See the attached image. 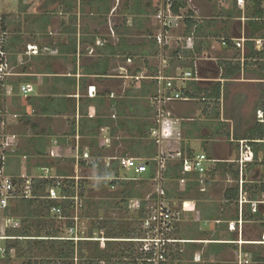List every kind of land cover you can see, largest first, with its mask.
I'll return each instance as SVG.
<instances>
[{"label":"crops","instance_id":"crops-1","mask_svg":"<svg viewBox=\"0 0 264 264\" xmlns=\"http://www.w3.org/2000/svg\"><path fill=\"white\" fill-rule=\"evenodd\" d=\"M23 3L34 4V43L25 44L22 33L10 42L17 69L10 82L28 84L31 92L3 98L10 116L0 122V133L8 131L17 140L7 175L19 185L28 177L33 187L45 180V171L68 178L76 174L77 157L88 151L104 165L111 163L112 169H103L107 174L117 172L115 159L145 161L148 184L155 159L164 153L169 157L164 201L179 214L180 229L174 258L168 259L173 264H239L241 256L250 264L264 261V162L258 161L264 160V143L253 142L264 139L251 135L255 125L264 128L258 121L264 111V48L258 45L264 39V0H176L174 12L191 18L173 28L164 50L155 39L161 0ZM38 46L55 54L26 55ZM236 67L238 74L225 77ZM188 72L199 80L175 84L191 99L168 106L179 121L181 140L159 147L151 133L165 83L157 77ZM240 141L253 142L247 167L239 164ZM200 154L209 159L205 176L184 173L183 160ZM170 183L177 186L168 188ZM96 235L92 241H109ZM5 241L0 239L1 247Z\"/></svg>","mask_w":264,"mask_h":264},{"label":"built area","instance_id":"built-area-1","mask_svg":"<svg viewBox=\"0 0 264 264\" xmlns=\"http://www.w3.org/2000/svg\"><path fill=\"white\" fill-rule=\"evenodd\" d=\"M191 3V0H186ZM161 6L156 15L157 22L160 27V31L156 36L158 45L164 50L169 44L170 33L174 27L180 22L190 16L182 14H176L174 12V6L176 0H161ZM5 32L0 33V92H4V96L0 93V122L10 116L9 108L3 105V98L13 97L16 95L27 97L30 92V86L28 84H21L16 91V88L11 84L10 79L16 76L15 68L12 66L10 54L7 51V38H5ZM98 46H103L104 42H97ZM260 48H264V39L258 41ZM54 51L47 47H32L26 52L28 57L41 55H54ZM162 60L167 64L165 53L162 54ZM22 63L25 61L22 59ZM186 79L198 81L199 78L194 76L191 72L186 73L183 77L166 79L163 75L157 77V80L165 83L159 91V95L156 101L160 105L158 108V119L157 128L152 130L151 136L154 142L161 147L164 143L170 141L181 140V129L179 121L173 118V115L169 109V105L176 101H189L191 98L187 95L186 91L178 90L176 82L184 81ZM258 121L264 125V111L258 115ZM3 123V122H2ZM258 143H264L262 141H253ZM248 141H240L241 145V156L239 164L242 167H247L249 163L248 156L252 153V147ZM17 147L16 136H8L0 140V213H3L5 209L11 204V202L17 198L29 199L32 196L33 180L28 177H23L21 183H17L12 177L7 175V164L10 155L15 152ZM168 156L161 153L155 159L156 171L153 177L152 183L155 186V193L149 197H145V216L141 221V228L144 232V236L135 239L121 240L123 242H132L139 244L138 250L142 254V259L139 264H166L168 262V256L170 248L178 243L173 237L175 225L178 222L179 214L176 213L169 205L166 204L164 199L166 198L165 178L164 172ZM117 162V172L112 170L108 175H96L95 171L100 168L112 169L111 163L107 165L103 164L102 160L95 158L88 151L80 154L77 157L76 175L68 178L61 177H49L47 171H45V180L51 183L49 193V199L52 201H72L73 202V220L74 226L69 229L68 236L59 238L60 240H69L78 243L83 240H90L85 237H79L77 229L79 227V214L83 210H86V197L81 195L80 182L86 181H101L110 182L112 184L111 190L117 189V186L113 182H125V183H138L143 182V176L148 174L149 165L143 160L131 157H123L115 159ZM259 162H264L262 158L258 159ZM209 162L208 157L205 154L196 155L193 158H187L183 160V172L184 173H197L200 176H205L208 171L207 163ZM102 163V167H100ZM74 181V196L68 197L62 190L67 187L66 181ZM203 184V180L201 181ZM23 188L25 192L22 193ZM203 192L206 189H202ZM155 196V197H154ZM129 208L133 209L135 213H138L143 208V201L140 199H133L130 201ZM253 211H257V207L254 206ZM51 214L61 219L62 210L60 207H54L51 209ZM3 224L6 228H19L20 223L11 219H3ZM2 240H10L17 238H10L7 236H0ZM23 239V238H19ZM93 240V239H92ZM1 256L4 257L5 248L0 246ZM14 253V252H13ZM242 255V254H241ZM245 257L241 256L239 264H250Z\"/></svg>","mask_w":264,"mask_h":264},{"label":"trees","instance_id":"trees-1","mask_svg":"<svg viewBox=\"0 0 264 264\" xmlns=\"http://www.w3.org/2000/svg\"><path fill=\"white\" fill-rule=\"evenodd\" d=\"M6 31L4 18H0V33ZM8 53L11 49L6 48ZM240 72L238 67L234 70H230L229 74H225V77H231ZM21 81L12 82L14 88H17ZM4 96V92H0ZM220 88L216 89L215 96L220 95ZM5 98V97H4ZM260 108H264V99L261 100ZM252 137H259L264 139V128L259 125H255L254 131L251 134ZM100 163V167H102ZM258 165L257 163H255ZM98 169L94 174L96 175H108V171ZM179 176L177 175V178ZM17 183L20 180H15ZM67 187H64L62 193L68 197L74 196L75 182L66 181ZM145 181L141 184L145 185ZM88 182H80L81 195L87 189ZM114 185L120 189L119 195L122 198V203L128 206V202L133 199H140L143 201V208L137 214V222L134 228L120 226L119 224L112 223L107 225L106 223L101 225L96 222V226L87 233L85 238L88 241H79L75 243L69 240H60L64 238L65 229H70L74 226L73 220V202L70 201H52L49 199L48 190L51 183L46 180H38L33 187L32 196L29 199L17 198L11 202L7 209L3 213H0V228L3 219H20L19 228L6 229V236L10 239L4 243L5 254L4 257L0 253V264L2 260H5L7 264H11L13 260H25V264H139V261L143 258L140 254L137 244L130 242H112L110 240H125L135 239L144 236V232L141 228V221L145 216V196L142 197L138 191H136V183L125 182H113ZM112 184L110 182H101L99 184L100 189L109 192ZM236 196L238 191L236 190ZM155 197V196H154ZM86 209L93 211L99 207L98 203H91V200L86 198ZM54 207H60L62 210L61 219L57 223L51 214V209ZM52 217V218H51ZM99 233L104 232L99 238L108 239L105 243L106 248L101 250L100 243L98 241H92L97 239L95 237L96 231ZM99 235V234H98ZM101 235V234H100ZM23 238V239H19ZM83 238V237H82ZM112 243H118L119 247L112 248ZM135 248V249H134ZM14 252V253H13ZM138 256H135V253ZM169 257V256H168ZM260 264H264L262 260H255Z\"/></svg>","mask_w":264,"mask_h":264},{"label":"rangeland","instance_id":"rangeland-1","mask_svg":"<svg viewBox=\"0 0 264 264\" xmlns=\"http://www.w3.org/2000/svg\"><path fill=\"white\" fill-rule=\"evenodd\" d=\"M24 0H0V18H4L6 31L5 38H7V47H11L10 42L18 35V33H22L23 41L25 44L27 43H34V4L26 5L23 3ZM27 1V0H26ZM29 9H27V8ZM14 53L18 51L17 47H13ZM21 50V49H19ZM24 50V49H23ZM11 53V52H10ZM12 54V53H11ZM25 64V63H24ZM13 66V64H12ZM15 69L14 71H16ZM14 97V96H13ZM12 98V97H10ZM8 131H4L0 133V140L3 138L8 137ZM200 149H198L199 151ZM69 171V167L67 168ZM72 170V169H71ZM72 173V171L70 172ZM76 175L75 173L73 174ZM72 175V176H73ZM145 180V176H144ZM91 183L88 184L87 189L84 193L87 200H91V203H98L99 207L91 211L90 209L83 210L79 214V227L77 229V233L79 237H86L87 233L92 230L94 226H96V222L98 224H112L116 223L120 226H124L126 228L131 227L134 228L137 222V214L133 211V209L129 208L130 201L128 202V206L122 203V198L119 195L120 189H116L114 191L110 190L109 192L100 189L99 184L101 181H90ZM142 182H138L135 185L136 191L140 193V195L149 197L151 194L155 193V186L153 183H148L145 185L141 184ZM182 184V183H181ZM168 188H175V183H170L167 185ZM166 186V187H167ZM25 192L23 188L22 193ZM53 219L59 223V218L52 214ZM51 217V218H52ZM74 217V214H73ZM0 228V235H3L6 232L5 225L3 224ZM178 224L175 225V230L173 232V237H176L180 233ZM110 226V225H109ZM179 229V230H178ZM65 235L68 236L69 229L64 230ZM97 237L102 236L104 232L99 233V230L96 231ZM99 234V235H98ZM101 234V235H100ZM85 241V240H83ZM102 244V243H100ZM111 249H117L119 247L118 243H112ZM3 245V244H2ZM140 247L139 244L136 246ZM101 250L106 248V245H100ZM135 249V248H134ZM172 251V252H171ZM175 248L172 247L169 254L171 257L174 258ZM170 257V263L172 262V258ZM25 260H13L11 264H25ZM2 264H7L5 260H2ZM173 264V262L171 263Z\"/></svg>","mask_w":264,"mask_h":264}]
</instances>
